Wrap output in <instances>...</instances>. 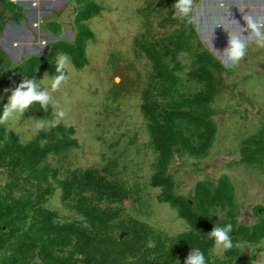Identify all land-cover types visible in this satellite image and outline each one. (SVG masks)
Segmentation results:
<instances>
[{"label":"rangeland","instance_id":"1","mask_svg":"<svg viewBox=\"0 0 264 264\" xmlns=\"http://www.w3.org/2000/svg\"><path fill=\"white\" fill-rule=\"evenodd\" d=\"M202 1L195 14L220 16V34L174 18L175 0H63L39 5L52 15L31 43H0V113L23 79L49 87L57 54L71 60L57 108L0 125V264H184L191 249L206 264H264V159L242 149L264 137V52L250 43L223 67L212 45L222 53L238 28ZM58 109L64 120L34 135ZM20 147L43 156L15 166ZM228 223L242 247L224 252L207 234Z\"/></svg>","mask_w":264,"mask_h":264},{"label":"clouds","instance_id":"2","mask_svg":"<svg viewBox=\"0 0 264 264\" xmlns=\"http://www.w3.org/2000/svg\"><path fill=\"white\" fill-rule=\"evenodd\" d=\"M17 0H13L16 3ZM174 18L185 21L188 26H195L201 32L212 31L222 26L221 17L209 15L204 17L196 15V0H175L173 4ZM243 20L245 27L240 26L237 22L238 31L227 32V47L223 52H218L210 41L213 52L225 68L235 69L240 65L247 55L249 44L255 43L258 47L264 48V15L244 14ZM247 32V35L243 33ZM71 63L70 57L66 53H58L55 62L56 75L51 77L49 87H43L41 83L33 79H23L14 89L3 106V112L0 113V125H6L10 118L19 119L34 104H38L40 110L47 111L49 106L57 108L58 102L53 93L57 92L62 84L68 79L67 69ZM7 91V90H6ZM67 113L63 109H58L54 113L53 121L37 120L33 128V134H38L47 126H56L64 120ZM233 225L228 223L224 226H213L207 234V238L214 241V247L222 249L224 252L231 250L233 247L240 248L242 245L237 242L234 244L231 233ZM184 264H206L204 253L200 249H191L185 258Z\"/></svg>","mask_w":264,"mask_h":264},{"label":"crops","instance_id":"3","mask_svg":"<svg viewBox=\"0 0 264 264\" xmlns=\"http://www.w3.org/2000/svg\"><path fill=\"white\" fill-rule=\"evenodd\" d=\"M62 1L63 0H19L18 4H14L9 0H0V43L2 45H11L14 39L17 38L18 40L19 38L22 40L23 37L26 42L31 43L34 39L33 32H38V30L40 31L41 29L39 23L40 18L52 15L51 12H40L39 5L40 7L46 4H55L58 6V3L59 5L63 4ZM202 2L204 4L202 8H206V11H210V9L212 11H223V13L230 11V13H228V16H230L229 19L233 18L230 19V24H234V26H237V22L242 27L246 26L243 20V15L246 13L264 15V0H203ZM230 3L236 5L231 7ZM205 5H208V8L205 7ZM201 11L204 10L202 9ZM219 31L218 27V34H220ZM227 34L228 33L223 32L224 36ZM6 37L8 39H6ZM28 43H26V46H30ZM22 50L23 47L20 48V52H22ZM262 51L264 52V48H262ZM259 62L264 65V56L261 55Z\"/></svg>","mask_w":264,"mask_h":264},{"label":"trees","instance_id":"4","mask_svg":"<svg viewBox=\"0 0 264 264\" xmlns=\"http://www.w3.org/2000/svg\"><path fill=\"white\" fill-rule=\"evenodd\" d=\"M95 5V4H94ZM90 6L88 9H85V12L87 11L88 14L85 16V18H90L92 17L94 14H97L99 11H100V7L99 6ZM89 12H92L91 14ZM79 43H77L76 45L77 46H71L69 48V51L72 53V54H77L78 57H80L82 59V54H79L78 52L81 51V48L80 46L78 45ZM46 67L47 68H50L51 71H52V67L51 65L49 64H46ZM31 72L29 73V76L30 77H33L34 76V69L30 68ZM22 66L18 69V70H13V75H14V78H13V81L15 82V84L17 83V81L19 80V77L22 73ZM10 71V70H9ZM9 71H7L6 73H8ZM4 73V74H6ZM4 76V75H3ZM2 76V77H3ZM1 78V77H0ZM4 81V78L1 80V82ZM263 135H260L259 137H253L249 140H247L244 144V147L242 148L243 149V156H247L248 158H254V157H257V158H263L264 159V137H262ZM32 147H26V148H18V152L20 154V157L18 159H16V163H15V166H17L19 164V160L22 159V157H24L21 161H25L27 163V161H32V164L35 163L37 161V159L40 157V156H43V153L42 154H39L40 153V149L39 147H33V149H30ZM33 150V151H32ZM88 178H92L94 179L93 176H95V172L94 171H88L86 174H85ZM172 197L169 196L168 198V201L171 200ZM188 213V214H187ZM186 215H189L190 217L193 216V211H192V208L187 205V210L185 212ZM55 214H48L47 218V224L45 222V225H46V228L47 227H54L52 224H51V221L53 220ZM46 221V220H45ZM20 242V239L19 238H16L14 240V243L16 244V250L18 249H21V247L19 248L18 247V243ZM12 244H10V246L7 249V252L11 250Z\"/></svg>","mask_w":264,"mask_h":264},{"label":"water","instance_id":"5","mask_svg":"<svg viewBox=\"0 0 264 264\" xmlns=\"http://www.w3.org/2000/svg\"><path fill=\"white\" fill-rule=\"evenodd\" d=\"M74 11L71 9V7H67L63 12L62 14L60 15L59 17V21L61 23H65V24H68L71 22L70 20V16L72 15Z\"/></svg>","mask_w":264,"mask_h":264},{"label":"built area","instance_id":"6","mask_svg":"<svg viewBox=\"0 0 264 264\" xmlns=\"http://www.w3.org/2000/svg\"><path fill=\"white\" fill-rule=\"evenodd\" d=\"M11 1L13 2V0H11ZM17 2L19 3V0H17ZM17 2H16V3H17Z\"/></svg>","mask_w":264,"mask_h":264}]
</instances>
